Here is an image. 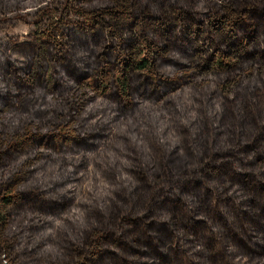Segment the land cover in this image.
Segmentation results:
<instances>
[{
  "label": "trees",
  "instance_id": "1",
  "mask_svg": "<svg viewBox=\"0 0 264 264\" xmlns=\"http://www.w3.org/2000/svg\"><path fill=\"white\" fill-rule=\"evenodd\" d=\"M0 264H264V0H0Z\"/></svg>",
  "mask_w": 264,
  "mask_h": 264
},
{
  "label": "rangeland",
  "instance_id": "2",
  "mask_svg": "<svg viewBox=\"0 0 264 264\" xmlns=\"http://www.w3.org/2000/svg\"><path fill=\"white\" fill-rule=\"evenodd\" d=\"M12 31L17 34H26L27 27L22 23H19L17 26L12 28ZM104 58L106 59L104 63L93 61L79 67H73L72 65L67 66L63 70L64 77L74 83H83V85L88 83L91 86L96 87L95 92L99 95L114 91L112 95L118 96L121 94L119 88L117 87L119 85V82L117 81L119 73L113 75L112 71L118 69V65H116V63H118L119 59L115 58V60L109 64L108 58ZM183 62H186L188 67L181 68L180 66H182L181 63ZM162 68L167 75L174 73V79L176 80L174 82L176 84L182 83L180 81H184V79L187 78V75L182 76V73H190V71H192L190 61L188 59L184 60L181 58H176L175 60L169 59L165 64H162ZM103 99L105 102H112L111 100H107L105 98ZM27 145H33V143H27Z\"/></svg>",
  "mask_w": 264,
  "mask_h": 264
}]
</instances>
